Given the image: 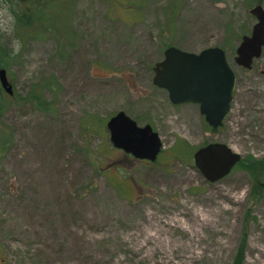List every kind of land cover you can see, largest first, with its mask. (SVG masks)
<instances>
[{
	"label": "rangeland",
	"instance_id": "374dc122",
	"mask_svg": "<svg viewBox=\"0 0 264 264\" xmlns=\"http://www.w3.org/2000/svg\"><path fill=\"white\" fill-rule=\"evenodd\" d=\"M257 4L264 0H0L9 58L0 68L14 90L0 83V264H223L222 232L224 264H254L248 244L264 238V50L251 68L235 57ZM172 45L226 49L237 81L223 125L154 83ZM120 110L160 133L155 161L113 145L107 121ZM215 141L242 158L211 182L193 153ZM192 205L235 226L205 228L204 257L185 250L171 260L189 233L165 220L185 209L184 224L199 228Z\"/></svg>",
	"mask_w": 264,
	"mask_h": 264
},
{
	"label": "water",
	"instance_id": "95a60500",
	"mask_svg": "<svg viewBox=\"0 0 264 264\" xmlns=\"http://www.w3.org/2000/svg\"><path fill=\"white\" fill-rule=\"evenodd\" d=\"M257 18L251 34L242 37L237 47L236 61L247 68L264 50V6L257 4L251 9ZM164 58L154 66V83L168 90L176 105L194 102L213 127L224 124L231 112L237 76L227 60L226 49L220 45L209 46L200 52L169 46ZM264 74V68L260 70ZM0 83L13 94L8 72L0 68ZM113 145L139 159L155 161L164 147L160 133L153 125H141L120 110L107 121ZM195 165L204 177L211 181L224 178L240 162L242 155L225 142H210L193 153Z\"/></svg>",
	"mask_w": 264,
	"mask_h": 264
},
{
	"label": "bare ground",
	"instance_id": "6f19581e",
	"mask_svg": "<svg viewBox=\"0 0 264 264\" xmlns=\"http://www.w3.org/2000/svg\"><path fill=\"white\" fill-rule=\"evenodd\" d=\"M235 204V201L233 202ZM225 210L226 207L223 208L220 207L221 210ZM190 212L192 214L191 218H193L195 221H197V226L199 228H193L189 227L188 225L184 224L183 219L180 217V215H187V211L185 209L179 210V212L175 213V215L171 218H167L165 221L168 224H174V226H183L188 230V237L186 240H178L175 244V246L172 248V256L171 260L174 259L178 255L179 252L187 250L189 254H185V257L189 260L202 258L206 254V250L212 242L207 241L206 234L203 233L205 228H209L214 230L215 232H222L225 228L232 227L234 222H229L227 219H224L223 221H220L218 217H214L213 213H210L208 211H205V208L197 207L196 205H192ZM150 218H154V215L151 213ZM154 226L156 227V223H154ZM235 226V224H234ZM202 228V229H201ZM229 233V232H228ZM229 235H225V232L221 233L220 238L216 239L215 245H218L219 253L215 256L217 259V262H219V259L223 258V264L226 262V259L228 257H223L222 251L228 247V244L230 243ZM155 238V234L151 235ZM260 241H264V238L262 236H255L253 239H251L250 244H248V252L251 254V252L255 249L258 251V255L255 259L249 260V262H253L254 264H264V245L260 244Z\"/></svg>",
	"mask_w": 264,
	"mask_h": 264
},
{
	"label": "trees",
	"instance_id": "16d2710c",
	"mask_svg": "<svg viewBox=\"0 0 264 264\" xmlns=\"http://www.w3.org/2000/svg\"><path fill=\"white\" fill-rule=\"evenodd\" d=\"M28 17H29V19L31 18V16H28ZM0 48H1V50H0V56L3 57V61L4 62H7L9 60V58H8V52H4L1 46H0ZM1 62H0V64H1ZM11 95H13V94H11ZM0 136H1V132H0Z\"/></svg>",
	"mask_w": 264,
	"mask_h": 264
},
{
	"label": "flooded vegetation",
	"instance_id": "af4514ba",
	"mask_svg": "<svg viewBox=\"0 0 264 264\" xmlns=\"http://www.w3.org/2000/svg\"><path fill=\"white\" fill-rule=\"evenodd\" d=\"M144 160V159H143Z\"/></svg>",
	"mask_w": 264,
	"mask_h": 264
}]
</instances>
